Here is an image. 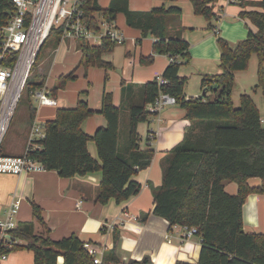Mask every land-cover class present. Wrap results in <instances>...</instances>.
<instances>
[{"label":"trees","instance_id":"16d2710c","mask_svg":"<svg viewBox=\"0 0 264 264\" xmlns=\"http://www.w3.org/2000/svg\"><path fill=\"white\" fill-rule=\"evenodd\" d=\"M168 1L175 3L177 0ZM190 1L194 13L206 17L212 29V21L218 16L216 4L220 0ZM248 5L257 9H245ZM243 6L240 17L254 26L255 30L251 29L248 36L235 47L218 36L222 71L203 77L201 85L203 92H206L204 97L188 98L184 91L188 78L180 75V69L190 61L191 45L180 35L171 36L169 30L173 18L176 26L182 29V9L178 5L133 11L129 7V0H111L108 8H102L99 0H83V17L91 28H100V15L116 20L118 13L122 12L129 26L140 28L144 34L155 38L154 54H167L175 60L161 75L166 79L165 83L160 84L156 78L140 85L138 97L129 104L127 135L122 150L119 146L122 109L115 105L113 94L106 92L103 95L99 110L106 117L107 125L99 127L90 136L84 130V123L96 111L89 105L88 91H83L75 107L59 108L56 118L45 123V137L36 141L37 147L29 152V156L40 161L45 170H55L61 177L72 178L101 171L97 201L106 204L113 199L121 204L140 193L142 184L134 176L147 169L154 158L153 150L141 148L139 125L152 116L147 107L161 93L174 95L177 104L186 109V117L191 124L184 139L164 157L163 180L161 185L154 188L153 212L166 219L171 226L197 228L202 248L196 264H264V234L246 232L242 213L249 194H264V126L251 93L241 94L239 107L232 101L236 73L249 68L254 54L258 59V82L253 91L261 89L264 93V0L247 2ZM14 9L11 0H0V26L8 22L9 14ZM62 33L61 28H53L41 46L36 61L48 40L52 36L62 38ZM79 42L82 65L107 70L114 68L104 55L115 44L104 41L101 45H94L85 39ZM16 60L17 53H14L3 64L12 67ZM153 62V55L140 60L143 65ZM76 77L75 70L61 76L59 87H64ZM44 85V77L36 82L29 76L24 86L31 122L36 114L33 93ZM216 85L218 89L214 90L213 86ZM132 87L124 83L122 93L125 95ZM54 91L57 92V88ZM210 92L215 96L208 100L206 97ZM137 99L139 101L135 103ZM90 140L96 143L100 161L88 149ZM2 153L8 155L4 153L3 145ZM254 177L261 179L259 186L249 184V179ZM227 182L238 184L236 194L226 190ZM32 205L35 219L44 222L38 204L33 202ZM12 234L19 242L8 251L31 250L34 252L35 264H58L60 256L64 258L63 264H95L94 257L85 248V243L91 241H84L75 234L53 240L45 233H36L33 220L19 222ZM4 251L5 248L0 244V252ZM102 264L152 263L148 259L125 263L119 259L115 244L104 250ZM176 264L193 263L178 261Z\"/></svg>","mask_w":264,"mask_h":264},{"label":"crops","instance_id":"0c3cea01","mask_svg":"<svg viewBox=\"0 0 264 264\" xmlns=\"http://www.w3.org/2000/svg\"><path fill=\"white\" fill-rule=\"evenodd\" d=\"M251 1L259 0H232L231 2L230 0H220L216 4V12L224 11L219 22L221 31L219 36L224 35L232 47L244 40L251 29L255 30L254 26L249 25L246 20L240 17L243 5ZM173 4L182 9V19L180 17L182 29L176 26V21L173 18L170 35H180L190 43V56L193 47V61L202 62L199 70L202 84V79L206 76L204 74L210 76L220 73L218 63H220L221 49H218L215 44V38L218 36L210 28L211 22H204L201 18L194 16L190 0H177L175 3L169 2L168 4L164 0H129V7L133 11H149L154 7ZM245 9L257 8L248 5ZM116 26L124 32L126 41L123 44L115 45L110 52L104 55L105 60L114 65L111 70L82 65L80 42L69 38L57 39L53 36L52 51L42 59L41 64L37 65L34 81L39 82L44 77V89L49 95L56 98L57 104L40 105L32 97L33 106L39 107L36 108L34 119L36 122L45 125L47 121L56 118L59 108H72L77 105L82 92L80 88L84 87V84L71 87L73 88L72 92H69L68 88L55 92V87H51L53 76L66 74L74 69L76 76L80 74H77V71H80L94 82L93 85L98 84L93 95L94 88L89 87L91 91L89 105L96 113L84 123V130L88 135L93 136L99 127L107 125L106 117L99 113V110L102 106L103 95L108 91L113 93L115 105L122 109L121 123L129 120V104L132 99L138 97L140 85L161 76L172 60L170 55L154 54L155 38L149 36L142 40L140 36H146L142 29L131 28L132 26H129L127 21L126 26L122 29L118 22V16ZM150 55L154 56L152 64L143 65L140 63L142 57ZM186 64L182 65L180 75L188 78L189 81L188 72L185 69ZM47 72L48 77L46 76ZM241 72L244 71L236 73L234 88L237 86V78ZM124 83L133 86L125 95L122 93ZM187 83L184 91L188 98H198L203 94L200 83L196 91L189 90ZM242 90L248 92L245 87ZM83 91L87 90L83 89ZM253 98L260 110L264 126L263 91L261 89L253 91ZM190 124V120L186 117V109L176 104L166 106L159 114L150 116L148 121L139 125L142 137L141 148L153 150L154 158L147 169L139 171L134 176L142 184L140 193L121 204L113 199L106 204L97 201L102 180L101 171L90 172L82 176L77 175L72 178L61 177L57 171L45 169L21 174L0 173V219L6 217L11 203L20 199L21 205L16 215L17 222L33 220L36 233H45L53 240L75 234L82 240L91 241L92 244L100 246L104 250L112 248L116 244V253L119 259L125 263L148 259L152 264H176L178 261L196 264L200 259L202 248L200 235L194 234L191 237H186L184 227L171 226L166 219L156 216L153 212L155 208L154 188L161 185L163 180L164 157L184 139ZM32 125L30 123L23 149L17 153L4 152L5 154L20 156L25 153ZM88 149L91 155L100 161L97 146L93 140L88 142ZM248 182L251 186H259L261 179L254 177L250 178ZM226 190L231 194H236L238 184L227 182ZM33 202L40 207L44 222H38L35 219ZM126 213L139 219L128 220L125 216ZM242 213L246 232L264 234V194H249ZM63 263L64 258L60 256L58 264ZM0 264H35L34 252L28 249L13 251Z\"/></svg>","mask_w":264,"mask_h":264},{"label":"built area","instance_id":"2783aa9c","mask_svg":"<svg viewBox=\"0 0 264 264\" xmlns=\"http://www.w3.org/2000/svg\"><path fill=\"white\" fill-rule=\"evenodd\" d=\"M15 9L10 12L8 22L0 26V173L21 174L36 170H43L40 161L29 156V152L36 147V141L45 137V128L34 123L29 132L27 148L20 156L4 155L2 153L3 140L7 134L17 104L20 100L24 86L32 66L36 62L41 46L49 37L53 28H61L62 39H85L88 43L101 45L104 41L120 45L126 41V36L116 26V20L101 16L99 29L91 28L83 17L81 4L83 0H11ZM232 0H230L231 2ZM221 11L214 20L212 31L216 36L220 35L219 22L222 18ZM14 53H17V60L14 66L9 67L3 61ZM24 58H32L30 67L19 90L13 92V82L18 66ZM180 59V57H177ZM171 60L175 58L171 57ZM160 84L166 82L162 76L158 77ZM33 97L40 105H56L57 100L49 95L43 88L36 90ZM177 99L169 93H161L158 98L148 105V111L157 115L169 105H176ZM153 136V134H151ZM21 200H14L4 219H0V244L5 248L0 252V263L7 259L8 250L19 242V239L12 234L18 227L16 215L20 209ZM128 220H138L136 216L126 213ZM185 236L191 237L197 234L196 227H184ZM85 248L94 257L95 264H102L104 248L90 242L85 243Z\"/></svg>","mask_w":264,"mask_h":264},{"label":"rangeland","instance_id":"374dc122","mask_svg":"<svg viewBox=\"0 0 264 264\" xmlns=\"http://www.w3.org/2000/svg\"><path fill=\"white\" fill-rule=\"evenodd\" d=\"M110 2H111V0H99V3H100L102 8H108L110 5ZM164 2H166L167 4L169 3L168 0H164ZM219 13L220 12H217V14H219ZM194 16L201 18L204 22L209 21L206 17H204L202 15H195L194 14ZM181 19H182V16H181ZM118 22H119V25L121 26V28L124 29V26H126V17H125L124 13H122V12L118 13ZM212 22H214V21H212ZM131 28H134V27H131ZM170 28H171V24L169 26V30H170ZM149 36H151V35L148 34L144 37L141 35L140 38H142V40H145ZM220 37L225 39L229 43V41L225 38L224 35H221ZM52 40H53V36L48 40L46 46L42 49L40 58L32 66V69L30 71L31 80L36 75L37 65L41 64L42 59L51 53L52 47H53L52 46ZM215 44L218 47V49H221L220 45L218 43V37L215 38ZM229 45H230V43H229ZM193 57H194V51H193V47H192L191 60H190V62H188L186 64L185 69L187 70V72H188L187 76L189 77L187 87H189V90H193V91L195 90L196 91L198 85L201 84V81H200L201 80V74H199L200 73L199 70L201 69L200 64H202V62L199 60L193 61ZM63 61H64V59H63ZM218 65H219L220 72H221L222 71L221 62L218 63ZM91 67L97 68V69L102 68V67H96V66H91ZM257 67H258V59H257V56L254 54L251 57L249 68L247 70H245L244 72H241L237 78V86H236V88H234L233 93H232V101L236 107L240 106L241 94L251 93L253 95V89L258 82L257 81ZM74 70H72L71 72H73ZM71 72H68L66 74H58V75L53 76L51 87L57 88V92L59 90L64 91L67 88H68L67 90L69 92H72L73 88H71V87H74L77 84H84V87L80 88V90H82V92H83V89H85L87 91L89 90V93L87 95V98L89 100L90 95H91L90 88H94V91L92 93V95H93L95 93V90H96L95 88H98V84L93 85L94 82L91 79H89V77L85 76V74H82L80 71H77V74L78 73H80V74H78L75 79L69 80L65 84L64 87H62V88L59 87V78L61 76L68 75ZM48 75L49 74L47 72L46 76L48 77ZM204 75H209V74H204ZM211 75H213V74H211ZM243 87L248 89L247 90L248 92H243V90H242ZM108 92H111V91H108ZM202 92H203V90H202ZM202 92H201V94H202ZM214 96H215L214 93L210 92L208 94V96L206 97V99L211 100L214 98ZM120 98H121V95H120ZM138 101H139V99H137L135 103H137ZM36 108L38 109L39 107L36 106ZM34 122L37 123L39 126H43L40 123L36 122L35 120L33 122H31V120H30L29 102H28L27 90L25 88L23 93L21 94L20 100L17 104L12 124H11V126H10L4 140H3L2 145H3V149H4L5 153L6 152L10 153V154L17 153L23 149V145L26 143L25 138L27 137L30 123L34 124ZM127 123H128V120L125 121L124 123L123 122L121 123L120 141H119L120 150H122V147L124 146L123 144H125V141H126L127 125H128Z\"/></svg>","mask_w":264,"mask_h":264},{"label":"bare ground","instance_id":"6f19581e","mask_svg":"<svg viewBox=\"0 0 264 264\" xmlns=\"http://www.w3.org/2000/svg\"><path fill=\"white\" fill-rule=\"evenodd\" d=\"M32 58H24L21 62V64L18 66V69L16 71V75H15V79L13 82V92L19 90V88L21 87L23 80L26 77V74L28 72V69L30 67V62H31Z\"/></svg>","mask_w":264,"mask_h":264},{"label":"water","instance_id":"95a60500","mask_svg":"<svg viewBox=\"0 0 264 264\" xmlns=\"http://www.w3.org/2000/svg\"><path fill=\"white\" fill-rule=\"evenodd\" d=\"M213 89H214V90H217V89H218V85L213 86ZM205 95H206V92L204 91L203 94H202V97H204Z\"/></svg>","mask_w":264,"mask_h":264}]
</instances>
